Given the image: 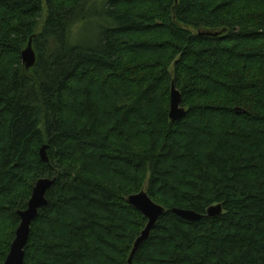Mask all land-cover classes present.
Masks as SVG:
<instances>
[{"label":"trees","instance_id":"16d2710c","mask_svg":"<svg viewBox=\"0 0 264 264\" xmlns=\"http://www.w3.org/2000/svg\"><path fill=\"white\" fill-rule=\"evenodd\" d=\"M40 179L24 264H128L142 191L131 264H264V0H0V264Z\"/></svg>","mask_w":264,"mask_h":264},{"label":"water","instance_id":"95a60500","mask_svg":"<svg viewBox=\"0 0 264 264\" xmlns=\"http://www.w3.org/2000/svg\"><path fill=\"white\" fill-rule=\"evenodd\" d=\"M207 37H217L219 34L206 33ZM21 62L28 71L34 67L36 63V55L32 49L31 40H29L26 48L21 52ZM186 112L181 107V96L171 84L170 101L168 117L171 122H177L183 119ZM41 162L47 163L46 147L43 146L39 151ZM53 180L40 179L32 188L30 199L27 203V208L23 212H18L19 225L15 231L14 239L11 243L9 253L3 264H24V249L28 243L31 224L36 220L39 211L47 205L46 194L53 186ZM127 204L138 211L146 220L147 224L139 237L135 240L128 259V264H131L132 258L138 249L146 242L151 231L156 225L158 219L163 216L165 210L153 203L148 195L142 191L138 194L131 195L127 198ZM172 213L178 218L193 223L204 218L192 211L173 209ZM222 215V207L220 205L210 207L206 212V218L215 219Z\"/></svg>","mask_w":264,"mask_h":264},{"label":"rangeland","instance_id":"374dc122","mask_svg":"<svg viewBox=\"0 0 264 264\" xmlns=\"http://www.w3.org/2000/svg\"><path fill=\"white\" fill-rule=\"evenodd\" d=\"M101 23L93 19L91 22L82 25L81 31L77 28L74 30L76 33L73 35L76 45L94 46L98 40V28ZM74 46L75 44L72 43Z\"/></svg>","mask_w":264,"mask_h":264}]
</instances>
